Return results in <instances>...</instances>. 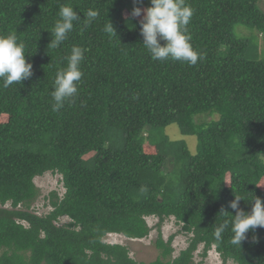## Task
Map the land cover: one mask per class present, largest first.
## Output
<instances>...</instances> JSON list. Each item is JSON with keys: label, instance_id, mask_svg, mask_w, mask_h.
<instances>
[{"label": "trees", "instance_id": "1", "mask_svg": "<svg viewBox=\"0 0 264 264\" xmlns=\"http://www.w3.org/2000/svg\"><path fill=\"white\" fill-rule=\"evenodd\" d=\"M259 1L186 0L203 57L189 65L153 60L142 44L143 13H131L151 0H0V35L15 31L33 64L30 78L0 86V264H196L201 245L203 259L215 249L222 264H264V227L241 247L230 243V202L243 197L239 207L250 212L264 200ZM61 4L81 19L48 49ZM89 9L98 17L85 27ZM73 46L85 49L78 96L54 112V80ZM170 125L197 136L196 153L165 133ZM47 173L61 176L64 190L50 191L51 209L40 212L36 179ZM149 218L158 219L156 259L139 262L127 245L106 241L147 237ZM171 218L190 237L177 256L175 234L162 233Z\"/></svg>", "mask_w": 264, "mask_h": 264}, {"label": "clouds", "instance_id": "2", "mask_svg": "<svg viewBox=\"0 0 264 264\" xmlns=\"http://www.w3.org/2000/svg\"><path fill=\"white\" fill-rule=\"evenodd\" d=\"M142 2L143 0H134L137 5ZM141 13L143 16L139 23L143 37L142 44L153 60L163 62L171 59L195 65L198 59L203 58L202 54L193 47L188 33V25L194 12L186 0H151L147 8L135 6L131 15L141 17ZM85 17L86 27L98 17V12L89 9L85 12ZM80 19L73 7L61 4L58 19L50 31L52 38L47 46L48 49L60 47L68 38V34L72 32L74 22ZM114 30L112 22L105 28L107 32ZM25 48V43L18 39L15 31L0 35V82H2L0 86L3 88H8L15 83L21 84L33 75V64L27 59L29 53H26ZM84 58L85 49L73 46L71 54L67 57V66L57 71L51 92L52 111H59L65 103L75 101L78 96V84L83 76L81 64ZM241 199L244 198L236 195L230 202L231 209L235 211L230 243L239 247L250 230L264 227V200L257 197L251 202V211L247 212L239 207ZM223 231L224 226L217 227L214 232L216 240L222 239ZM129 258L131 259V256Z\"/></svg>", "mask_w": 264, "mask_h": 264}, {"label": "rangeland", "instance_id": "3", "mask_svg": "<svg viewBox=\"0 0 264 264\" xmlns=\"http://www.w3.org/2000/svg\"><path fill=\"white\" fill-rule=\"evenodd\" d=\"M259 8L264 11V0H260L258 2ZM251 34L257 35L256 31L251 32ZM258 36V35H257ZM260 39H262L260 37ZM165 133L170 135L173 140H186L191 151L196 153L198 138L197 136L191 135H183L181 134L179 127L177 125H170L165 128ZM37 185L41 188V195L38 200L34 203L33 207L36 208L37 211L43 212L45 210H50L51 206L47 205L48 200H46V196L52 190L60 191L61 193L64 190V185L62 183V177L59 175H53L51 173H47L42 177H38L36 179ZM261 188H264V180L261 182ZM67 221L63 219V222ZM148 222L150 226L153 228L150 234L142 239H130L120 234H109L106 238L107 242L110 243H120L127 245L130 249L132 257H134L139 262H149L158 256L159 250L156 247V242L158 239V229L156 227V223L158 222L157 218H149ZM162 233L166 240L173 234H175L173 247L175 248L174 256H177L181 250L186 248L189 244V235L182 232V227L176 223L174 218L166 220L162 225ZM203 245L200 246L198 251L195 254V262L196 264H222L223 259L220 254L212 249L209 251L208 256L206 258H202ZM227 264H236L233 261H228Z\"/></svg>", "mask_w": 264, "mask_h": 264}]
</instances>
